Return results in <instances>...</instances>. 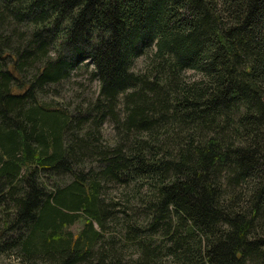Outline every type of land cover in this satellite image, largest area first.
I'll use <instances>...</instances> for the list:
<instances>
[{"label": "trees", "instance_id": "16d2710c", "mask_svg": "<svg viewBox=\"0 0 264 264\" xmlns=\"http://www.w3.org/2000/svg\"><path fill=\"white\" fill-rule=\"evenodd\" d=\"M0 264H264V0H0Z\"/></svg>", "mask_w": 264, "mask_h": 264}, {"label": "rangeland", "instance_id": "374dc122", "mask_svg": "<svg viewBox=\"0 0 264 264\" xmlns=\"http://www.w3.org/2000/svg\"><path fill=\"white\" fill-rule=\"evenodd\" d=\"M146 62H148V57L145 55L136 58L133 62V70H142ZM58 89L60 90L57 94L48 93L44 98L51 99L53 97L51 101H55L65 108H67V106L71 108L70 105L73 106L82 103V101L95 96L97 84L90 76V66L88 65L86 68L81 66L75 69L68 79L58 86ZM102 134L106 139L111 137V125L107 121L102 124ZM104 191V199L109 201L113 199L119 191H123V189L121 187L115 188L113 185L108 184ZM2 261L5 262V259L2 258Z\"/></svg>", "mask_w": 264, "mask_h": 264}]
</instances>
